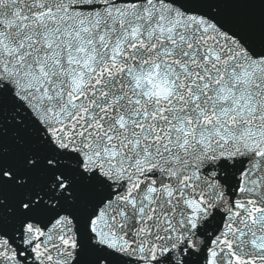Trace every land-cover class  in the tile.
I'll use <instances>...</instances> for the list:
<instances>
[{"label": "snow or ice", "instance_id": "snow-or-ice-1", "mask_svg": "<svg viewBox=\"0 0 264 264\" xmlns=\"http://www.w3.org/2000/svg\"><path fill=\"white\" fill-rule=\"evenodd\" d=\"M0 264H264V0H0Z\"/></svg>", "mask_w": 264, "mask_h": 264}]
</instances>
